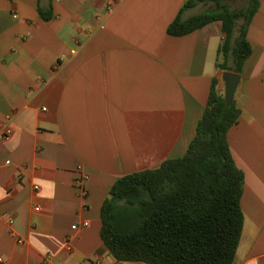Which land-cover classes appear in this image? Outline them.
Here are the masks:
<instances>
[{"label":"crops","instance_id":"crops-1","mask_svg":"<svg viewBox=\"0 0 264 264\" xmlns=\"http://www.w3.org/2000/svg\"><path fill=\"white\" fill-rule=\"evenodd\" d=\"M185 1L119 0L109 10L106 0H0V264H147L110 252L101 205L118 177L186 151L212 77L224 94L220 22L166 31ZM246 37L240 114L228 130L244 173L232 264H264V0Z\"/></svg>","mask_w":264,"mask_h":264},{"label":"trees","instance_id":"trees-1","mask_svg":"<svg viewBox=\"0 0 264 264\" xmlns=\"http://www.w3.org/2000/svg\"><path fill=\"white\" fill-rule=\"evenodd\" d=\"M197 3L212 7L183 19L182 11ZM258 6L259 0H247L239 8H231L228 0H186L166 31L181 36L219 21L223 38L218 52L223 61L217 66L241 73L251 53L247 28ZM216 84L212 77L195 134L181 156L120 176L111 185L101 205L100 236L117 259L233 263L244 219V173L233 158L228 130L240 109L234 101L225 105Z\"/></svg>","mask_w":264,"mask_h":264},{"label":"built area","instance_id":"built-area-1","mask_svg":"<svg viewBox=\"0 0 264 264\" xmlns=\"http://www.w3.org/2000/svg\"><path fill=\"white\" fill-rule=\"evenodd\" d=\"M118 1L119 0H106V2H105L106 7L109 10H112L114 8L115 4ZM72 52H74V50H72ZM10 132H11L10 129H4L3 136L5 138H7L9 136ZM86 179H87V174L84 171L80 170V172L78 174V177L75 180V185H76L77 189L79 190L80 194H82V195H84L86 193V189H85ZM8 221L11 224L13 222V219L11 217H9ZM82 225L83 226H87L88 225V221H83ZM77 228H78V224L74 223V224L71 225V229H77ZM11 233H13V232L11 231ZM67 249H70L69 245H67ZM0 261H1V258H0Z\"/></svg>","mask_w":264,"mask_h":264},{"label":"water","instance_id":"water-1","mask_svg":"<svg viewBox=\"0 0 264 264\" xmlns=\"http://www.w3.org/2000/svg\"><path fill=\"white\" fill-rule=\"evenodd\" d=\"M224 81V100L225 105L229 106L233 102L235 91L240 81V73L231 70H225L222 73Z\"/></svg>","mask_w":264,"mask_h":264},{"label":"rangeland","instance_id":"rangeland-1","mask_svg":"<svg viewBox=\"0 0 264 264\" xmlns=\"http://www.w3.org/2000/svg\"><path fill=\"white\" fill-rule=\"evenodd\" d=\"M209 6H212V4L206 5V7H205V8H207V9H208V8H209Z\"/></svg>","mask_w":264,"mask_h":264}]
</instances>
